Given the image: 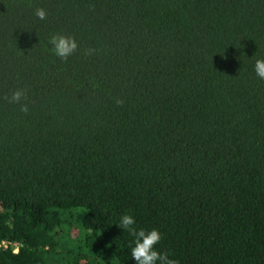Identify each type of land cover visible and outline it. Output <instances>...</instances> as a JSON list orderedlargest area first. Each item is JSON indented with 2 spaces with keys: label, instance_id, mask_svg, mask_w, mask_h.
I'll return each instance as SVG.
<instances>
[{
  "label": "trees",
  "instance_id": "16d2710c",
  "mask_svg": "<svg viewBox=\"0 0 264 264\" xmlns=\"http://www.w3.org/2000/svg\"><path fill=\"white\" fill-rule=\"evenodd\" d=\"M258 58L264 0H0V264H136L124 214L179 264H264Z\"/></svg>",
  "mask_w": 264,
  "mask_h": 264
},
{
  "label": "clouds",
  "instance_id": "9594fccd",
  "mask_svg": "<svg viewBox=\"0 0 264 264\" xmlns=\"http://www.w3.org/2000/svg\"><path fill=\"white\" fill-rule=\"evenodd\" d=\"M34 14L40 20H45L47 17L46 10L43 8H36ZM49 42L55 55L63 60H67L78 48L75 38L63 34L52 35ZM93 52V49H86L85 55H91ZM254 71L258 78L264 80V59L255 60ZM26 97V89H16L11 93V96L6 95L4 99L8 103H20ZM116 103L122 105L124 101L116 99ZM20 111L27 114L29 112L28 105L26 103L20 104ZM134 225L135 219L131 214L122 215L119 224H117L119 228L127 230L135 238L134 246H131L130 252L136 264H179L177 260L169 258L167 252L156 250L155 246L161 240V234L156 228L147 231L145 229L137 230Z\"/></svg>",
  "mask_w": 264,
  "mask_h": 264
},
{
  "label": "built area",
  "instance_id": "2783aa9c",
  "mask_svg": "<svg viewBox=\"0 0 264 264\" xmlns=\"http://www.w3.org/2000/svg\"><path fill=\"white\" fill-rule=\"evenodd\" d=\"M1 244L4 245V246H6V245H7V242H5V241H1ZM11 250H12L13 252H15V251L17 250V244H16V243H12V244H11Z\"/></svg>",
  "mask_w": 264,
  "mask_h": 264
}]
</instances>
